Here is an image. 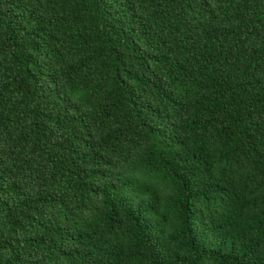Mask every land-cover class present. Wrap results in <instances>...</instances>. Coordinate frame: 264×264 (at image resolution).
Instances as JSON below:
<instances>
[{"label":"trees","instance_id":"16d2710c","mask_svg":"<svg viewBox=\"0 0 264 264\" xmlns=\"http://www.w3.org/2000/svg\"><path fill=\"white\" fill-rule=\"evenodd\" d=\"M0 264H264V0H0Z\"/></svg>","mask_w":264,"mask_h":264}]
</instances>
